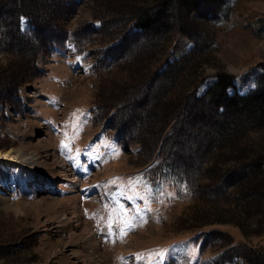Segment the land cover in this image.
<instances>
[{
    "label": "rangeland",
    "instance_id": "obj_1",
    "mask_svg": "<svg viewBox=\"0 0 264 264\" xmlns=\"http://www.w3.org/2000/svg\"><path fill=\"white\" fill-rule=\"evenodd\" d=\"M20 1L52 42L36 58L39 40L14 45L0 6V152L38 154L34 173L53 187L0 165V264H264V121L243 116L202 150L197 132L214 120L205 101L182 114L184 134L169 148L162 120L147 133L136 124L153 102L204 93L219 72L233 76L230 93L258 89L264 0H170L145 29L134 16L165 0ZM15 20L22 32L32 26L24 14ZM174 61L177 77L161 86L154 69ZM152 71L147 101L140 80ZM218 168L239 172L221 178Z\"/></svg>",
    "mask_w": 264,
    "mask_h": 264
},
{
    "label": "trees",
    "instance_id": "obj_2",
    "mask_svg": "<svg viewBox=\"0 0 264 264\" xmlns=\"http://www.w3.org/2000/svg\"><path fill=\"white\" fill-rule=\"evenodd\" d=\"M168 1L170 0H165L163 2L159 1L158 2L159 7H156L155 9L154 8L150 9L153 11L152 14L146 9L139 10V12H137V14L134 16L135 24L138 27L145 29L146 24L150 22L151 20L155 19L154 15H156L157 13L162 14V12L165 11L166 9L165 7L168 4ZM191 1L192 0H177L175 4H177L178 6L182 4L188 5ZM49 2L50 1H46L44 6H48ZM18 3L22 5L21 4L22 2L20 0H3L2 3H0L1 7H3L4 5L9 6L8 9L10 11V17H12L14 20V21L9 20L13 23H10V29L7 30L5 28L4 34H5V37H7L8 39H11V42H14V45H15V42H18V41L19 42L21 41V43H23L22 41L26 40V38L28 39L32 38V43H35V41L39 40L41 47L39 49L33 50L32 52L33 56L36 58L37 54L40 53V51L45 50V48H47L48 45L52 41L44 38L45 37V27L44 25L42 26L40 22H38L37 20L38 18L35 16H32L27 9L25 8L21 9V6H18ZM51 5L53 6L52 3ZM18 8L19 10H17ZM21 14L26 15L29 18L30 23L32 25L31 28L27 30L28 31L27 33L20 31L19 25H16L15 19H17L19 23V17ZM195 47L196 46L194 44V47L192 49H194ZM31 60L33 61V57H31ZM176 61H174V64H171L169 67L166 66L167 65L166 64L164 68L160 70L154 69L155 73L162 74L161 75L162 76L161 86H166L168 81H170L172 78L175 79L177 77V71L181 69V66L179 63L176 64ZM147 70H152V69L148 68ZM154 72L153 71L150 73L144 72L143 75L145 76L140 80V82L144 83V86L148 85V82H150L153 78ZM232 79H233V76L226 75L224 73L219 72L216 75V79L214 80V82L210 86H208V88L202 94H197L196 90L192 89L187 94V96L182 98L178 103H176L172 107H167L166 103H163V102L161 106H157L153 102V105L150 108L145 109V114H146L145 116L139 117L136 115L137 117L136 124L138 125V128L139 126L140 128L144 127L145 129H143V132L147 133L148 131L153 132L152 130L158 127L157 123H159L162 120L163 125H160V126L162 128H165V134L162 135V138L164 139H162L161 141L163 142L164 140V144L167 145L169 148L172 146V144H174L177 141V139L180 137L181 134H184L185 128L184 126H182L183 121H184L182 118V114L187 113L188 115L190 111L197 108V105L199 103L201 104L203 101H205L206 103L211 104L212 106L214 120L209 122L205 127H200L199 131L197 132V135L200 138H202V136L204 137V141H202L203 146H201V150L205 147L207 149H210L212 148V145L214 144L216 145L217 142L222 140L225 136H228L231 133V129L239 123V119H241L243 116L248 117L249 119H253L250 116H255V117H258L259 120L264 121V117H262L264 116V86H261L262 84H264V77L261 78V80H258L259 88L249 92L248 94H240L236 91L230 93L227 90V88L233 84ZM145 88L146 89L143 92L144 94H142V96H144V99L147 101H152V98L154 96L155 97L154 100H155L156 94L153 90H151L152 88H148V86H146ZM165 98L163 97V99ZM133 105L134 104L129 105L130 108L128 111L121 109L120 108L121 105H118L116 108L110 107L113 109L110 114L116 115L119 118L117 112L119 113V115L127 114L128 112H130L131 107ZM153 106H156L155 107L156 109H153ZM143 107H144L143 104H141V109L139 110H142ZM254 113H257V114H254ZM144 118L150 121L148 126L142 125ZM171 122L177 123V126L175 129H173L174 131L173 136L169 138V136H166L167 134L166 128H167V125ZM140 128L138 130H141ZM139 133L141 134L142 132H139ZM147 138H148L147 140L142 139L145 144L149 140V137ZM157 141H158V138L155 141V143ZM144 143L142 141L138 142V144H140L141 146H143ZM177 148L179 149V147ZM175 151H177V149H175ZM199 151L200 149H197V152ZM172 154L173 152L171 153V155ZM163 162H165V165L167 167L168 166L167 158L164 159ZM246 166L251 167V163H248ZM220 170L223 171L222 169ZM238 172H239L238 169H233V170H230L229 172H226L225 170L220 175H221V178L222 176L225 177L227 174L228 176L235 177L238 174ZM212 182L217 183V180L216 182L215 180H212Z\"/></svg>",
    "mask_w": 264,
    "mask_h": 264
},
{
    "label": "bare ground",
    "instance_id": "obj_3",
    "mask_svg": "<svg viewBox=\"0 0 264 264\" xmlns=\"http://www.w3.org/2000/svg\"><path fill=\"white\" fill-rule=\"evenodd\" d=\"M44 161L40 158V156L36 153H27L23 149L15 148L7 151L0 152V165L2 166H13L15 169H18L24 176L27 178L32 185L39 186L41 189H48L50 185L53 184L44 182L40 174L34 173L33 167L35 168L40 163ZM24 165L22 168L21 166ZM46 166L50 169V173L55 177L58 172H55L54 166L52 164H47ZM59 168L60 166L57 165ZM52 182V181H51ZM75 184L76 181L74 180Z\"/></svg>",
    "mask_w": 264,
    "mask_h": 264
},
{
    "label": "snow or ice",
    "instance_id": "obj_4",
    "mask_svg": "<svg viewBox=\"0 0 264 264\" xmlns=\"http://www.w3.org/2000/svg\"><path fill=\"white\" fill-rule=\"evenodd\" d=\"M73 119H74V123H73L72 127L75 129L77 127V124H78V120H76L75 114H74ZM66 136H67V134H66ZM67 146H68L67 144H62V147L66 148ZM122 223L125 225V228L122 229V232H123V234H126L125 229H130L132 227V222H131V220H123ZM109 227H111V217H110Z\"/></svg>",
    "mask_w": 264,
    "mask_h": 264
}]
</instances>
